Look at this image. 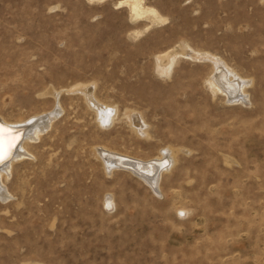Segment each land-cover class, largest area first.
I'll use <instances>...</instances> for the list:
<instances>
[{
    "label": "rangeland",
    "instance_id": "obj_1",
    "mask_svg": "<svg viewBox=\"0 0 264 264\" xmlns=\"http://www.w3.org/2000/svg\"><path fill=\"white\" fill-rule=\"evenodd\" d=\"M119 1L0 0V116L64 109L14 166L0 264H264V0H145L161 24ZM167 50L176 60L163 76L156 56ZM214 59L252 79V104L211 92ZM79 85L114 123L99 124L70 91ZM97 146L143 159L171 147L177 161L160 194L107 173Z\"/></svg>",
    "mask_w": 264,
    "mask_h": 264
},
{
    "label": "bare ground",
    "instance_id": "obj_2",
    "mask_svg": "<svg viewBox=\"0 0 264 264\" xmlns=\"http://www.w3.org/2000/svg\"><path fill=\"white\" fill-rule=\"evenodd\" d=\"M90 1L101 2L104 0ZM119 4H126L130 8L131 16L134 19L147 18L152 24H161L168 19L155 7L145 4V0H121ZM183 53L190 57L199 58L195 56L196 54H192L186 50ZM175 60L176 54L172 50L163 51L158 54L156 56L158 73L163 76H170ZM213 64L212 74L205 81L211 92L214 95L220 94L228 104L230 102H232V105L244 104L246 106L250 103L252 104L248 91L249 86L252 85V79L244 77L224 61L215 60ZM70 91L82 93L87 104L96 111L97 119L101 126H107L115 120V110L101 103L95 95V90L93 91L89 85H79L70 89ZM48 93L52 94L55 97V101L60 105V92L50 89ZM60 109L61 111L59 107H54L52 111L50 110L49 112L35 115L30 120L13 121L4 116H0V122L3 124L21 129L19 130V134L15 135L13 132L6 133L4 131L5 128L0 125V202L5 203L14 196L8 186V182L14 176L15 164L23 161L22 159H25L26 155L31 154L34 156L29 147L37 145L35 144L36 141L41 140L43 135L51 129L54 121L58 119L60 113L64 110L62 106ZM109 109L111 111L108 113ZM134 112L128 111L126 113L130 127L138 135H149L145 118L142 114L135 115ZM95 150L99 159L103 162L104 167L107 169V173L112 174L117 169L118 171H128L143 179L153 191L160 194L163 192V176L171 170L172 163L174 165L177 161L176 154L171 147H166L164 150H161L159 157L151 159L132 156L105 146H97ZM7 155L8 158L5 161L4 157ZM104 201L108 207L115 206L114 194L108 192ZM179 210L185 212L184 214L188 213V210L184 208Z\"/></svg>",
    "mask_w": 264,
    "mask_h": 264
},
{
    "label": "water",
    "instance_id": "obj_3",
    "mask_svg": "<svg viewBox=\"0 0 264 264\" xmlns=\"http://www.w3.org/2000/svg\"><path fill=\"white\" fill-rule=\"evenodd\" d=\"M0 125L2 127L5 128V132L6 133H10V132H13L15 135H18L19 134V130H21L19 127H12L10 125H6V124H3L2 122H0ZM21 132V131H20ZM22 133V132H21ZM5 158V161L7 160L8 158V155L4 157Z\"/></svg>",
    "mask_w": 264,
    "mask_h": 264
},
{
    "label": "snow or ice",
    "instance_id": "obj_4",
    "mask_svg": "<svg viewBox=\"0 0 264 264\" xmlns=\"http://www.w3.org/2000/svg\"><path fill=\"white\" fill-rule=\"evenodd\" d=\"M181 215H183V213H181Z\"/></svg>",
    "mask_w": 264,
    "mask_h": 264
}]
</instances>
